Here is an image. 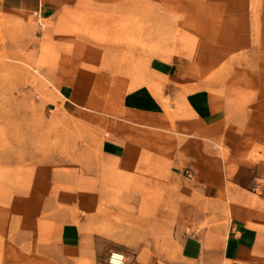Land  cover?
Returning a JSON list of instances; mask_svg holds the SVG:
<instances>
[{"label":"rangeland","instance_id":"1","mask_svg":"<svg viewBox=\"0 0 264 264\" xmlns=\"http://www.w3.org/2000/svg\"><path fill=\"white\" fill-rule=\"evenodd\" d=\"M170 67L264 144V0H0V253L12 239L15 264H72L71 223L97 248L87 264L170 251L121 211L141 198L100 153L121 94L160 97Z\"/></svg>","mask_w":264,"mask_h":264},{"label":"crops","instance_id":"2","mask_svg":"<svg viewBox=\"0 0 264 264\" xmlns=\"http://www.w3.org/2000/svg\"><path fill=\"white\" fill-rule=\"evenodd\" d=\"M189 79L170 67L160 97L144 89L121 94L119 118L106 121V175L127 182L121 196L141 198L121 211H143L146 239L170 246L144 249L132 264H264V144L248 123L214 111L208 92ZM63 231L72 264L94 260L95 243L82 244L79 226ZM10 240L3 264L18 259Z\"/></svg>","mask_w":264,"mask_h":264},{"label":"built area","instance_id":"3","mask_svg":"<svg viewBox=\"0 0 264 264\" xmlns=\"http://www.w3.org/2000/svg\"><path fill=\"white\" fill-rule=\"evenodd\" d=\"M113 253H109L108 258H107V264H121L122 262V256L117 255L116 256H112Z\"/></svg>","mask_w":264,"mask_h":264},{"label":"bare ground","instance_id":"4","mask_svg":"<svg viewBox=\"0 0 264 264\" xmlns=\"http://www.w3.org/2000/svg\"><path fill=\"white\" fill-rule=\"evenodd\" d=\"M111 253H113L112 256H116V254L122 256V262H121V264H124V255L121 252L111 251Z\"/></svg>","mask_w":264,"mask_h":264}]
</instances>
